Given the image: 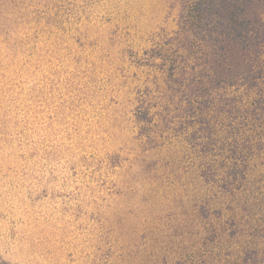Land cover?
Segmentation results:
<instances>
[{"label": "rangeland", "instance_id": "rangeland-1", "mask_svg": "<svg viewBox=\"0 0 264 264\" xmlns=\"http://www.w3.org/2000/svg\"><path fill=\"white\" fill-rule=\"evenodd\" d=\"M187 1L0 0V264H264V1L218 73Z\"/></svg>", "mask_w": 264, "mask_h": 264}, {"label": "trees", "instance_id": "trees-1", "mask_svg": "<svg viewBox=\"0 0 264 264\" xmlns=\"http://www.w3.org/2000/svg\"><path fill=\"white\" fill-rule=\"evenodd\" d=\"M261 1L264 0H189L183 3L180 29L183 33L189 32L196 46L204 51L203 55H207L206 64L210 63L213 73H218V68L222 67L219 57L224 49L236 45L244 49L255 46L250 39L257 38L260 23L250 15L252 6Z\"/></svg>", "mask_w": 264, "mask_h": 264}]
</instances>
